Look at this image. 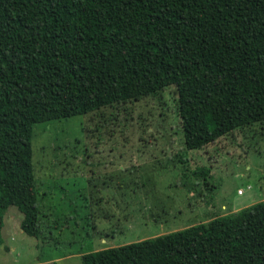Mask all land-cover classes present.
<instances>
[{"label":"trees","instance_id":"obj_1","mask_svg":"<svg viewBox=\"0 0 264 264\" xmlns=\"http://www.w3.org/2000/svg\"><path fill=\"white\" fill-rule=\"evenodd\" d=\"M170 87L185 150L264 123V0H0V213L16 207L36 240L48 228L33 172L36 125ZM125 170L111 176L115 188L104 179L108 201L118 203ZM208 173L194 172L197 186ZM80 264H264V198Z\"/></svg>","mask_w":264,"mask_h":264},{"label":"rangeland","instance_id":"obj_2","mask_svg":"<svg viewBox=\"0 0 264 264\" xmlns=\"http://www.w3.org/2000/svg\"><path fill=\"white\" fill-rule=\"evenodd\" d=\"M176 99L170 87L120 109L36 125L33 172L38 200L46 193L42 219L48 228L36 240L21 231L16 207L0 213V264H80L87 253L178 231L263 201L264 123L185 150ZM203 167L209 169L208 185L197 186L194 172ZM123 168L126 179L113 203L107 195L114 196V190L104 181L115 188L120 180L112 177ZM135 176L132 191L128 179Z\"/></svg>","mask_w":264,"mask_h":264},{"label":"built area","instance_id":"obj_3","mask_svg":"<svg viewBox=\"0 0 264 264\" xmlns=\"http://www.w3.org/2000/svg\"><path fill=\"white\" fill-rule=\"evenodd\" d=\"M239 194H241L242 192L241 191H238Z\"/></svg>","mask_w":264,"mask_h":264}]
</instances>
